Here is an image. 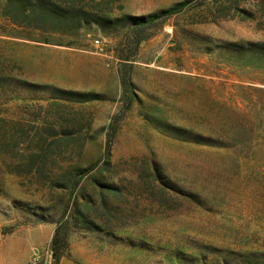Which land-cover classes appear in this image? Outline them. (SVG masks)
Instances as JSON below:
<instances>
[{"label":"rangeland","instance_id":"1","mask_svg":"<svg viewBox=\"0 0 264 264\" xmlns=\"http://www.w3.org/2000/svg\"><path fill=\"white\" fill-rule=\"evenodd\" d=\"M230 1L97 0L92 16L114 21L37 31L5 24L0 0V116L34 148L40 131L92 121L81 155L59 142L40 171L29 152L0 154V264H52L57 228L59 264H264V52L242 45L264 28L223 17ZM11 78L99 95L58 107ZM76 163L90 169L61 186ZM102 183L117 187L105 201Z\"/></svg>","mask_w":264,"mask_h":264},{"label":"trees","instance_id":"2","mask_svg":"<svg viewBox=\"0 0 264 264\" xmlns=\"http://www.w3.org/2000/svg\"><path fill=\"white\" fill-rule=\"evenodd\" d=\"M97 0H3L1 5V15L5 20V24L11 26L12 28H27L31 30H61L62 28H71L78 27L83 25L82 23H88L89 19H94L95 21L106 24L109 23L113 18L106 16L105 18L95 15L92 16L91 10L96 6ZM251 6L241 7L239 0H231L229 5V10L220 11L223 17L229 16L230 11L235 7L237 14L242 19H260L261 27L264 28V0H251ZM184 5V3H177L171 8L162 9L158 12L143 15L135 16L126 14L121 19L127 20L131 27L139 26L148 22L149 20L158 19L161 16L168 15L173 13L179 7ZM259 13V16L257 15ZM116 19V18H114ZM27 33L21 35L29 40L41 41L37 39L34 33ZM13 37H19L18 33H11ZM44 42L49 43L48 39H45ZM243 46L264 52V43L248 41ZM11 81L18 83H23L32 88H48L51 89V97L54 98L49 105H56L58 107L74 105L75 102L81 104L93 100L98 97L99 94L95 92H85L77 91L72 89H66L56 86H51L49 84H40L35 82H30L27 80H22L20 78H11ZM67 101L69 103H67ZM48 105V106H49ZM12 126H11V125ZM62 133L49 140L42 135L40 131L39 137L37 138L38 148L33 147V140L30 139L29 134L25 133V128L20 126V128L15 126V121L10 120L6 117L0 116V154L2 152L12 153L14 156H18L19 153L22 155L25 151L29 152L27 155V163L25 164V170L31 171L36 169L40 171L43 164L52 157L54 149L56 146H59V142L74 141L73 150L71 151L72 155H76V151L81 155L86 144V138L83 135V130L85 128H91L92 121L88 120L87 123L84 121H78L73 124L66 125L61 123ZM53 135V131L50 132ZM50 135V136H51ZM81 140V141H80ZM78 145V147H77ZM24 146H27L26 148ZM112 143L108 142L106 149L107 153V164H109L111 157ZM24 165V164H23ZM90 169V166H82L80 163L73 164L70 166L68 175L66 179L58 182L61 186L69 187L73 183L78 182L80 177L85 174ZM21 172V170L18 168ZM160 172V171H158ZM159 178V173H157ZM76 181V182H75ZM164 182L163 180H161ZM101 199L105 201L103 190L108 188L110 191L117 193V187L114 184L105 183L101 184ZM79 216L84 220L83 212H78ZM87 222V220H86ZM62 253L60 250V238H59V228L56 229V232L52 238V264H59Z\"/></svg>","mask_w":264,"mask_h":264},{"label":"built area","instance_id":"3","mask_svg":"<svg viewBox=\"0 0 264 264\" xmlns=\"http://www.w3.org/2000/svg\"><path fill=\"white\" fill-rule=\"evenodd\" d=\"M93 47H94L95 51H97V52H100V53L106 52V50L103 46V42L100 38H96L93 40Z\"/></svg>","mask_w":264,"mask_h":264},{"label":"crops","instance_id":"4","mask_svg":"<svg viewBox=\"0 0 264 264\" xmlns=\"http://www.w3.org/2000/svg\"><path fill=\"white\" fill-rule=\"evenodd\" d=\"M70 263V262H69ZM68 261H66L64 264H69Z\"/></svg>","mask_w":264,"mask_h":264}]
</instances>
